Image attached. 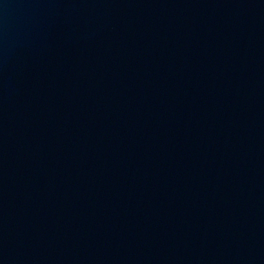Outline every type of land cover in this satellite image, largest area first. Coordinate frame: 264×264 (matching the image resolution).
<instances>
[{
  "label": "water",
  "instance_id": "95a60500",
  "mask_svg": "<svg viewBox=\"0 0 264 264\" xmlns=\"http://www.w3.org/2000/svg\"><path fill=\"white\" fill-rule=\"evenodd\" d=\"M0 264H264V0H0Z\"/></svg>",
  "mask_w": 264,
  "mask_h": 264
}]
</instances>
